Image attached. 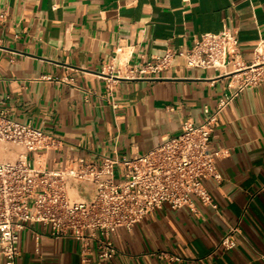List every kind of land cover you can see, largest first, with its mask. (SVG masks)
Returning <instances> with one entry per match:
<instances>
[{"label": "crops", "instance_id": "0c3cea01", "mask_svg": "<svg viewBox=\"0 0 264 264\" xmlns=\"http://www.w3.org/2000/svg\"><path fill=\"white\" fill-rule=\"evenodd\" d=\"M224 25L237 31L241 60L251 64L264 37V0H0V111L58 140L28 153L41 169L146 153L184 121L201 123L204 107L214 109L242 75L230 66L189 67L182 57L157 73L130 70ZM210 147L228 152L217 160L223 180L207 184L217 209L197 198L194 210L164 204L132 230L117 229L110 259L98 256L96 240L86 246L30 224L17 263L264 264V82L224 109ZM0 152V162L12 161L22 149L0 143ZM67 192L90 201L96 187L72 179ZM233 226L237 246L227 250L220 239Z\"/></svg>", "mask_w": 264, "mask_h": 264}, {"label": "built area", "instance_id": "2783aa9c", "mask_svg": "<svg viewBox=\"0 0 264 264\" xmlns=\"http://www.w3.org/2000/svg\"><path fill=\"white\" fill-rule=\"evenodd\" d=\"M241 56L237 31L224 25L219 32L195 37L191 47H169L131 69V76L157 73L182 57L189 67L230 66L234 76L242 75L241 83L224 94L214 109L204 107L201 123L186 120L177 135L132 157H105L101 163L80 159L76 166L41 169L30 163L28 153L48 150L58 140L43 129L0 111V143L22 149L15 160L0 162V253L5 264H18L20 233L30 224L40 223L49 227L55 238L72 236L86 246L96 240L98 256L110 259L117 253L112 241L117 229L132 230L164 204L194 210L193 199L197 198L217 209L207 184L223 180L217 160L228 152L211 149V135L219 116L239 93L247 86L264 82V37L254 48L251 64L243 62ZM72 179L92 182L96 187L94 198L72 200L67 192ZM238 233V226L231 227L222 235L219 246L235 248L234 235ZM83 263L87 264L88 259Z\"/></svg>", "mask_w": 264, "mask_h": 264}, {"label": "bare ground", "instance_id": "6f19581e", "mask_svg": "<svg viewBox=\"0 0 264 264\" xmlns=\"http://www.w3.org/2000/svg\"><path fill=\"white\" fill-rule=\"evenodd\" d=\"M1 153V152H0Z\"/></svg>", "mask_w": 264, "mask_h": 264}]
</instances>
